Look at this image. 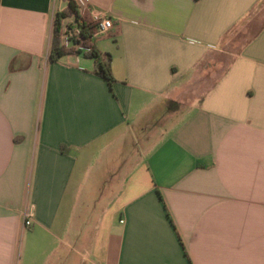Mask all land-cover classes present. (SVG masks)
<instances>
[{"label":"crops","instance_id":"obj_1","mask_svg":"<svg viewBox=\"0 0 264 264\" xmlns=\"http://www.w3.org/2000/svg\"><path fill=\"white\" fill-rule=\"evenodd\" d=\"M68 1L0 0V264H264V0H84L111 85Z\"/></svg>","mask_w":264,"mask_h":264},{"label":"trees","instance_id":"obj_2","mask_svg":"<svg viewBox=\"0 0 264 264\" xmlns=\"http://www.w3.org/2000/svg\"><path fill=\"white\" fill-rule=\"evenodd\" d=\"M68 17H74L75 21L80 20L78 7L74 0L68 1V6L62 12H58L55 16L54 34L50 49V61L55 62L62 57L74 53L82 54L87 59H92L96 63V74L104 79L109 85L114 83V77L111 71V56L109 54H102L97 49L95 39L92 38V26L89 23L81 25L80 38L82 39V48L76 49L77 40L72 41L71 47H67L62 43L61 25L62 20Z\"/></svg>","mask_w":264,"mask_h":264},{"label":"built area","instance_id":"obj_3","mask_svg":"<svg viewBox=\"0 0 264 264\" xmlns=\"http://www.w3.org/2000/svg\"><path fill=\"white\" fill-rule=\"evenodd\" d=\"M77 7H78V12L79 9H84L87 10V12L90 13V22H86L82 16H80L79 21H75V19L71 22L70 25L64 24V20H62V25H61V38L64 39L66 44L72 45L73 40H77L78 44L75 46L77 49L82 48V39L80 38L81 34V25L83 23H89L91 24L92 28V38L95 39L96 37L107 33L113 28V21L111 18L106 15L104 12H100L98 10H92L88 8V5L86 4L84 0H74ZM34 213L31 208H28L24 214L25 221L24 225L26 228H31L32 227V220H33Z\"/></svg>","mask_w":264,"mask_h":264},{"label":"rangeland","instance_id":"obj_4","mask_svg":"<svg viewBox=\"0 0 264 264\" xmlns=\"http://www.w3.org/2000/svg\"><path fill=\"white\" fill-rule=\"evenodd\" d=\"M262 10H261V7L255 12L256 14H254L253 16H255L254 18H257V19H261V18H263V15H264V5H262ZM259 13V14H258ZM66 25L68 24V25H70L71 24V21L69 20V21H66V23H65ZM243 25H245V24H242V26ZM244 27H241L240 28V30H242ZM240 30L237 32V33H239L240 32ZM235 32V33H236ZM231 38H232V40H234V35H232L231 36Z\"/></svg>","mask_w":264,"mask_h":264}]
</instances>
